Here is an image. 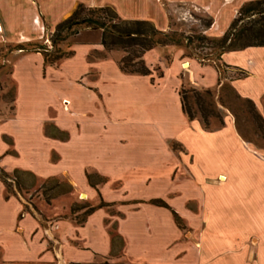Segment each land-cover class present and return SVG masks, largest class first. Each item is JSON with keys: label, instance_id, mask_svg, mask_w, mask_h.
I'll list each match as a JSON object with an SVG mask.
<instances>
[{"label": "crops", "instance_id": "1", "mask_svg": "<svg viewBox=\"0 0 264 264\" xmlns=\"http://www.w3.org/2000/svg\"><path fill=\"white\" fill-rule=\"evenodd\" d=\"M162 1L214 13L221 0ZM37 2L53 27L82 4L166 29L161 0ZM25 16L24 0H0L1 42L20 43ZM94 48L104 49L77 45L53 65L39 52L11 63L14 93L11 114L0 118V171L40 179L80 175V185L71 183L98 198L80 225L60 222L66 231L49 246L38 222L20 216V201L4 195L0 178V264H93L96 258L107 264H264V150L244 143L229 117L206 131L181 111L180 75L186 72L194 87L214 89L216 67L191 61L183 68L164 47L143 53L147 75L123 73L114 61L90 60ZM220 61L244 74L229 84L264 122V47L226 52ZM155 67L158 76L151 74ZM52 155L60 160L52 162ZM90 175L106 183L92 187Z\"/></svg>", "mask_w": 264, "mask_h": 264}, {"label": "rangeland", "instance_id": "2", "mask_svg": "<svg viewBox=\"0 0 264 264\" xmlns=\"http://www.w3.org/2000/svg\"><path fill=\"white\" fill-rule=\"evenodd\" d=\"M250 1L255 0H247L240 5H237L238 0H233L229 4H225L221 0L220 7L214 13H211L208 9L194 7L190 4L170 3L161 0L160 4L166 11V29H164V32L169 35L175 34L174 38L178 36L194 37L201 34L207 41H204L203 44L193 42L188 48H185L181 42L177 46L167 43L163 46H154L153 48L162 49L164 47H171L169 49L171 54L174 55L176 53L179 56L180 64H184L183 68H187L186 64L191 61H195L201 65L216 67L219 75L217 87L214 89L194 87L186 83V72L185 76L180 75L182 84L179 90L183 89L187 91L185 95L186 107L190 110L193 119L198 121L206 131L219 129L223 124L224 117H229L232 120L236 133L244 143L249 144L255 150H264V127L256 117V111L254 113L251 105L234 92L228 81L229 79L238 77V71L230 70L226 67L223 68L221 61L215 60V56L213 55L215 49L210 47L211 41L217 40L225 32L232 19L236 17L238 9ZM24 2L26 15L24 34L17 37L20 43L17 44L14 40L0 41V118L8 117L11 114L14 87L9 73L11 63L16 56L41 52L38 49L39 46H43L50 52L52 51L50 41L54 27L49 25L50 22L46 14H43L39 10L37 0H24ZM220 10L226 14L220 13ZM207 22L210 24L206 28ZM100 40V30L80 29L76 34L70 35L64 41L57 42L54 48H58L65 55L63 57L65 58L70 55V50L73 47L82 44H89L95 47L96 44L100 43ZM160 40L163 39L160 38ZM105 42L108 48H104L103 46V50H96L94 48L89 52L88 57L90 60H111L118 65V62L122 58L128 57L132 58V65L130 64L128 69H140L139 66L141 62L143 63V60L142 56H140L141 49L139 47H121L120 45L123 44L118 45L117 41L109 36H106ZM17 46H21L23 49L17 50ZM134 56L138 58L133 59ZM168 59L169 56H164L165 63H167ZM151 74L158 76L160 74V67L152 68ZM206 90L209 91V95L204 93ZM196 97L202 99L205 110L212 112V114L206 116L205 122L201 119L195 101ZM63 137V135L58 136L60 139H63ZM172 148L174 150L180 149L176 144H173ZM59 160L58 156H51L52 162H58ZM70 178L73 183H80V175L70 176L63 173L40 179L30 174L16 171L8 173L7 177L2 179L5 185L4 195L13 196L20 201L22 204L20 216L28 214L38 222L40 229L44 232L45 239L49 242V246H56V242L57 244L59 242L57 236H60L61 231H66V229L60 228V222H67L73 226L80 225L86 218L89 209L96 204L94 201L97 202L98 196H96L95 200L90 199L88 192L80 188V184L77 186L73 185ZM104 178L102 176L90 175L88 176V182L92 183V187L93 185L101 186L103 183H106L107 179L105 180ZM94 192L97 193L95 189ZM112 210H108L109 215H114V211ZM52 236L55 237L53 238ZM111 236L112 238L114 237L113 233H111ZM113 241L112 249L118 250L119 243H117V240ZM106 262L105 260L96 258L93 264H107ZM119 263L125 264L122 261H119Z\"/></svg>", "mask_w": 264, "mask_h": 264}, {"label": "trees", "instance_id": "3", "mask_svg": "<svg viewBox=\"0 0 264 264\" xmlns=\"http://www.w3.org/2000/svg\"><path fill=\"white\" fill-rule=\"evenodd\" d=\"M209 24V22L206 23V28ZM80 29L100 30V44L104 48H108V45L105 42L106 36L115 39L118 45L123 44L120 45L121 47L137 46L141 49L140 56L154 46H163L167 43L177 46L178 43L181 42L185 48H188L193 42L203 44L204 41H207V39L201 34L194 37L178 36L177 38H174L175 34L169 35L164 31L156 30L147 21L122 20L110 7H86L82 4H78L67 18L55 25L52 39L50 41L52 51H48L43 46L38 47L39 51H41L39 53H41L43 62L45 64L53 65L61 60L65 55H63L58 48H54L56 43L64 41L70 35L76 34ZM160 38L163 40H160ZM210 45L211 48L215 49L213 55L218 62L220 61V56L226 52L239 51L247 47H264V0H255L243 4L238 9L236 17L232 19L222 36L217 40H212ZM16 49L22 50L23 48L17 46ZM136 58L138 57H133V59ZM131 63L132 58L124 57L118 62V68L123 73H136L139 75L148 74V70L144 67L142 62L139 66L140 69L134 70L128 69V66H130ZM223 68H225L224 65ZM222 72L224 73V71ZM238 73V77L235 79L244 77V74L241 72ZM186 92L187 91L180 89L178 91V96L182 113L189 121H191L193 119L192 114L185 104ZM204 93L209 95V91L207 90L204 91ZM195 101L201 119L205 122L206 116L212 114V112L205 110L204 103L200 97H196ZM245 101L251 105L254 112L255 109L252 102L247 99H245ZM256 113V117L261 121L264 127L263 120ZM5 177L6 175L0 171V178L3 179ZM151 203L161 205L158 201H151ZM92 209L93 208H90L88 213L91 212Z\"/></svg>", "mask_w": 264, "mask_h": 264}, {"label": "bare ground", "instance_id": "4", "mask_svg": "<svg viewBox=\"0 0 264 264\" xmlns=\"http://www.w3.org/2000/svg\"><path fill=\"white\" fill-rule=\"evenodd\" d=\"M186 66V65H185Z\"/></svg>", "mask_w": 264, "mask_h": 264}]
</instances>
